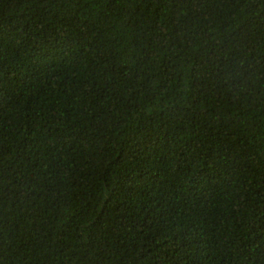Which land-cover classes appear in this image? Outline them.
Listing matches in <instances>:
<instances>
[{"label": "trees", "instance_id": "16d2710c", "mask_svg": "<svg viewBox=\"0 0 264 264\" xmlns=\"http://www.w3.org/2000/svg\"><path fill=\"white\" fill-rule=\"evenodd\" d=\"M0 264H264V0H0Z\"/></svg>", "mask_w": 264, "mask_h": 264}]
</instances>
